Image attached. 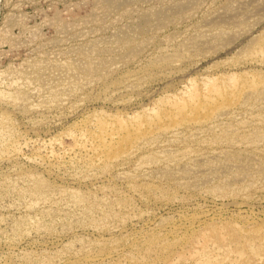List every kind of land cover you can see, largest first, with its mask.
<instances>
[{
  "label": "rangeland",
  "instance_id": "1",
  "mask_svg": "<svg viewBox=\"0 0 264 264\" xmlns=\"http://www.w3.org/2000/svg\"><path fill=\"white\" fill-rule=\"evenodd\" d=\"M0 264H264V0H0Z\"/></svg>",
  "mask_w": 264,
  "mask_h": 264
}]
</instances>
